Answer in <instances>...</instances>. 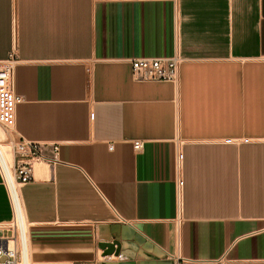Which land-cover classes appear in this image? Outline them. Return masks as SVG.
I'll use <instances>...</instances> for the list:
<instances>
[{
    "label": "crops",
    "instance_id": "crops-1",
    "mask_svg": "<svg viewBox=\"0 0 264 264\" xmlns=\"http://www.w3.org/2000/svg\"><path fill=\"white\" fill-rule=\"evenodd\" d=\"M11 55L14 137L59 144L20 188L31 264H264V0H0Z\"/></svg>",
    "mask_w": 264,
    "mask_h": 264
},
{
    "label": "built area",
    "instance_id": "built-area-1",
    "mask_svg": "<svg viewBox=\"0 0 264 264\" xmlns=\"http://www.w3.org/2000/svg\"><path fill=\"white\" fill-rule=\"evenodd\" d=\"M16 57L0 60V126L13 137L15 107L21 97L14 91L11 73ZM132 76L139 81H177L181 58L134 59ZM15 139V138H14ZM12 159L1 160L0 172L7 189L13 211L8 227H0V264H31L26 240L20 237V229L27 225L23 214L20 188L33 180L34 165L45 161L50 165L59 160V144L19 139L12 142ZM142 141H135L134 148L140 149Z\"/></svg>",
    "mask_w": 264,
    "mask_h": 264
},
{
    "label": "bare ground",
    "instance_id": "bare-ground-1",
    "mask_svg": "<svg viewBox=\"0 0 264 264\" xmlns=\"http://www.w3.org/2000/svg\"><path fill=\"white\" fill-rule=\"evenodd\" d=\"M0 141H1V139H0ZM0 158H1L2 162H3V160L8 161L9 159L10 160L12 159L11 149H10V154H9V152L7 151V148L4 147L1 143H0ZM23 214H24V212H23ZM28 225L29 224L25 225L24 228L21 227V229H20V237H22L24 240H26L27 250H28V253H29V244H28V242H29L28 241L29 228L27 227Z\"/></svg>",
    "mask_w": 264,
    "mask_h": 264
},
{
    "label": "rangeland",
    "instance_id": "rangeland-1",
    "mask_svg": "<svg viewBox=\"0 0 264 264\" xmlns=\"http://www.w3.org/2000/svg\"><path fill=\"white\" fill-rule=\"evenodd\" d=\"M6 132V134L4 133V131H3V128L0 126V139H1V141H0V143L4 146V147H6L7 148V151L9 152V154H10V149H11V152H12V142H15V140H19V139H21V138H17V137H13L10 133H8L7 131H5ZM15 138V139H14ZM22 139H24V138H22ZM10 160V159H9ZM10 223H6V224H4V225H0V227H8V225H9ZM28 227V226H27ZM30 257V256H29ZM30 260H31V258H30ZM31 263H32V261H31Z\"/></svg>",
    "mask_w": 264,
    "mask_h": 264
},
{
    "label": "water",
    "instance_id": "water-1",
    "mask_svg": "<svg viewBox=\"0 0 264 264\" xmlns=\"http://www.w3.org/2000/svg\"><path fill=\"white\" fill-rule=\"evenodd\" d=\"M102 249H104V254H112L115 253L118 255L120 253L121 244L118 239H113L110 242H103L99 245Z\"/></svg>",
    "mask_w": 264,
    "mask_h": 264
}]
</instances>
